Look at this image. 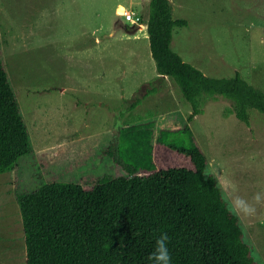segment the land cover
Here are the masks:
<instances>
[{"label":"rangeland","instance_id":"obj_1","mask_svg":"<svg viewBox=\"0 0 264 264\" xmlns=\"http://www.w3.org/2000/svg\"><path fill=\"white\" fill-rule=\"evenodd\" d=\"M170 3L172 16L187 22L173 28L170 42L183 61L210 77L238 72L264 93V0ZM120 4L146 20L148 0H0L2 60L32 148L17 170L0 173V264H24L15 192L113 175L118 158L143 169L138 160L156 140L187 145L170 127L152 133L132 157L119 143L125 124L171 115L174 122L191 112L174 83L158 77L146 27L131 33ZM197 102L188 127L223 198L231 194L226 182L250 203L256 193L264 196V114L248 109L246 125L225 97L203 93ZM255 206L254 216H236L254 259L264 264V202Z\"/></svg>","mask_w":264,"mask_h":264},{"label":"trees","instance_id":"obj_2","mask_svg":"<svg viewBox=\"0 0 264 264\" xmlns=\"http://www.w3.org/2000/svg\"><path fill=\"white\" fill-rule=\"evenodd\" d=\"M147 6L144 23L155 71L174 83L191 112L174 122L171 115L125 124L119 143L129 146L124 152L132 157L155 132L162 136L170 127L187 145L156 140L138 160L143 169L118 158L113 175L15 192L24 264H153L148 257L162 233L169 237L171 264H259L215 177L206 174L207 159L188 123L205 93L229 99L230 112L247 125L248 109L264 114V93L238 72L215 78L183 61L170 42L173 28L187 22L172 16L170 0H148ZM31 153L0 48V173L17 170L19 159Z\"/></svg>","mask_w":264,"mask_h":264},{"label":"clouds","instance_id":"obj_3","mask_svg":"<svg viewBox=\"0 0 264 264\" xmlns=\"http://www.w3.org/2000/svg\"><path fill=\"white\" fill-rule=\"evenodd\" d=\"M225 187L230 189V195L225 197L228 204L229 210L237 215L244 217L254 216L256 213V206L264 202V196L260 193H256L252 197V202L234 195L236 192V186L230 182H226ZM169 237L166 233H162L159 238L156 239L155 249L148 257V260L152 261L153 264H171V255L168 248Z\"/></svg>","mask_w":264,"mask_h":264},{"label":"built area","instance_id":"obj_4","mask_svg":"<svg viewBox=\"0 0 264 264\" xmlns=\"http://www.w3.org/2000/svg\"><path fill=\"white\" fill-rule=\"evenodd\" d=\"M123 18L125 21H128L129 23L131 24H140V18L138 15L134 14L133 12L131 11H125L123 12L122 14Z\"/></svg>","mask_w":264,"mask_h":264},{"label":"crops","instance_id":"obj_5","mask_svg":"<svg viewBox=\"0 0 264 264\" xmlns=\"http://www.w3.org/2000/svg\"><path fill=\"white\" fill-rule=\"evenodd\" d=\"M120 5H122V6H120V7H122V8H124L125 9V6L123 5V4H120ZM170 5H171V3H170ZM119 7V8H120ZM118 9V8H117ZM172 9V8H171ZM145 27H146V25L142 22V24H141V26H140V28H136V27H132L131 28V33H133V32H136V33H138L139 31H141V32H143V31H145ZM144 37L146 38V33L144 34ZM145 38H135V40L137 39V40H142V39H145ZM138 51H139V47H138ZM77 52L78 51H76L75 53L77 54ZM179 55V54H178Z\"/></svg>","mask_w":264,"mask_h":264},{"label":"bare ground","instance_id":"obj_6","mask_svg":"<svg viewBox=\"0 0 264 264\" xmlns=\"http://www.w3.org/2000/svg\"><path fill=\"white\" fill-rule=\"evenodd\" d=\"M123 9L124 8H122V7H120V8H118L117 9V11H123ZM125 11H128V10H124L123 12H125ZM123 12H122V14H123ZM129 12V11H128ZM132 12V11H131ZM134 13V12H133ZM134 14H136V15H138L139 16V18H140V24H131L133 27H136V28H140V26H141V24H142V22L144 23V21H142V18H141V16L139 15V14H137V13H134ZM121 17L123 18V16L121 15ZM123 20H124V18H123ZM125 21V20H124ZM126 22H128V21H126ZM129 23V22H128ZM145 24V23H144Z\"/></svg>","mask_w":264,"mask_h":264}]
</instances>
